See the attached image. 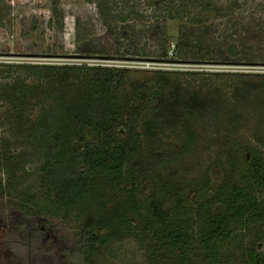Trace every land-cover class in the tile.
<instances>
[{
	"label": "trees",
	"instance_id": "trees-1",
	"mask_svg": "<svg viewBox=\"0 0 264 264\" xmlns=\"http://www.w3.org/2000/svg\"><path fill=\"white\" fill-rule=\"evenodd\" d=\"M50 8L53 14L49 24L55 23V30L61 33L68 26L60 16L62 6L57 3ZM108 11H101L102 22L108 15L122 21ZM154 25L150 23L144 30L110 26L104 37L111 38L110 46L116 44V51L125 54L123 46L136 48L132 39L144 36V32H158L159 27ZM198 29L181 27L174 57L169 58L164 41L159 59L154 56L151 60L186 63L221 59L225 63L235 59L245 44L258 43L242 39L241 45L225 42L213 46L208 38L207 46L202 47ZM200 30L206 34L204 28ZM80 38L74 45L78 44L82 52L103 53L102 37L97 44L89 41V45L94 43L91 47L82 40L81 44ZM97 45L100 47L96 50ZM145 46L148 44L143 45L142 53L149 56ZM60 48L65 52L64 44ZM222 48L225 52H217ZM22 67L41 79L40 110L36 119L22 125L19 132L26 149L19 155L0 151V169L15 176L26 155L41 164L39 188L25 194L22 208L51 216L75 213L76 220L82 221L77 246L63 250L68 262L92 264L103 257L102 250L110 242L127 233L147 246L156 264H222L220 256L230 242L236 241L237 230L259 225L258 237L245 247L241 259L243 264H264L262 155L257 150L240 149V166L245 168L242 174L231 182L230 174L223 173L225 181L216 187L204 178L187 181L177 172L179 158L192 151L197 142L199 127L194 118L210 120L213 116L206 97L187 96L181 82L171 81L172 74L181 73L155 71L149 81L135 88L133 99L125 100L119 93L126 68L53 64ZM18 83L12 85L7 96L20 106L29 96V85ZM246 91L253 94V89ZM200 100L201 105L196 103ZM236 123L232 118L230 125ZM170 133L181 135L177 151L148 149ZM1 138L0 131V146ZM257 141L261 143L262 139L258 137ZM143 158H148L151 172L137 176L136 167ZM213 168L216 179L221 180L223 167L217 164ZM4 188L0 182V192Z\"/></svg>",
	"mask_w": 264,
	"mask_h": 264
},
{
	"label": "rangeland",
	"instance_id": "rangeland-1",
	"mask_svg": "<svg viewBox=\"0 0 264 264\" xmlns=\"http://www.w3.org/2000/svg\"><path fill=\"white\" fill-rule=\"evenodd\" d=\"M57 3L63 9L60 16L68 23L61 33L55 30V23L49 24L53 14L50 7ZM181 3L182 0H0V151L19 155L26 149L19 132L22 125L36 119L40 110L41 79L30 75L22 65H85L128 69L119 93L125 100L133 99L135 88L149 81L157 71L181 73L172 74L171 81L181 82L185 95L208 99L213 116L210 120L194 118L199 127L197 142L192 151L179 158L176 166L178 174L187 181L204 178L216 187L226 172L231 182L236 181L245 169L240 166V149L257 150L264 160V0H185L184 5ZM108 10L122 21L108 15L102 22L101 11ZM150 23L156 24L159 31L144 32V36L132 39L136 48L123 46L125 54L116 51V44L110 46L111 38L104 37L110 26L127 25L129 30H144ZM189 26L201 31L202 47L207 46L208 38L209 45L213 46L225 42L241 45L242 39L258 43L245 44L235 59L225 63L221 59L186 63L151 60L154 56L159 59L164 41L169 47V58L174 57L180 29ZM79 35L80 43L84 41L85 46L102 37L103 53L82 52L78 44L74 45ZM62 44L65 52L60 48ZM144 44H148L145 50L149 56L142 53ZM18 81L29 85V96L22 99L20 106L7 96ZM247 88L253 89V94ZM201 101L196 103L201 105ZM232 118L237 122L234 125H230ZM181 143L180 134L170 133L148 149L177 151ZM143 147L145 150V144ZM147 162L148 158H143L137 165V176L151 172ZM20 164L22 168L15 176L0 169V182L5 186L0 192V264H72L65 259L63 250L77 246L82 221L76 220L75 213L51 216L24 210L25 194L39 188L41 164L27 155ZM217 164L223 167L221 180L215 177L213 167ZM260 194L264 198V190ZM258 226L237 230L236 241L230 242L220 256L222 264H243L242 254L258 237ZM102 253L103 257L92 264H156L147 246L127 233L110 242ZM193 262L198 263L195 259Z\"/></svg>",
	"mask_w": 264,
	"mask_h": 264
}]
</instances>
